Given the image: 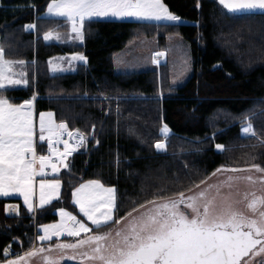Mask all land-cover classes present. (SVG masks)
Returning <instances> with one entry per match:
<instances>
[{"label":"trees","instance_id":"obj_1","mask_svg":"<svg viewBox=\"0 0 264 264\" xmlns=\"http://www.w3.org/2000/svg\"><path fill=\"white\" fill-rule=\"evenodd\" d=\"M50 2L0 0V46L6 58L28 67L27 85L6 95L16 103L35 95L36 112H52L56 122L79 129L88 140L55 176L62 188L50 205L32 215L19 199L0 197V261L9 245V256L36 246L35 228L56 221L55 209L76 215L70 191L90 180L116 189L119 216H124L133 202L154 195L178 198L174 194L180 191L187 195L194 182L222 165L264 167V146L241 132L248 117L264 137V14L232 15L215 0H162L185 23L94 19L85 22L80 44L67 45L42 41L45 32L58 27L57 18H44ZM28 24L36 25L33 32L24 29ZM171 34L187 42L192 59V74L183 85L171 87L165 65L114 71V54L128 42L153 37L162 48ZM77 53L86 57V66L48 72L50 57ZM164 125L170 129L167 139L160 132ZM157 142L165 150L158 151ZM36 147L38 155H48L47 143ZM9 203L19 205L18 216L6 214Z\"/></svg>","mask_w":264,"mask_h":264},{"label":"snow or ice","instance_id":"obj_2","mask_svg":"<svg viewBox=\"0 0 264 264\" xmlns=\"http://www.w3.org/2000/svg\"><path fill=\"white\" fill-rule=\"evenodd\" d=\"M218 3L232 14H264V0H218ZM49 17L57 18L58 27L46 32L44 39L58 42L73 38L83 41L85 22L94 19L131 18L157 25L181 22L162 0H51L44 18ZM60 20L70 28L66 35L58 30L63 27ZM35 28V24L25 26L26 31ZM6 56L4 47L0 46V197L19 195L32 212L35 178H42L39 181L40 207L57 199L60 180L55 176L51 180L43 179L50 175L45 169L50 168L51 174H58V163L67 167L68 156L83 147L88 136L79 129L69 130L64 121L56 122L52 112H40L38 139L47 143L48 155H37L34 140L36 96L16 103L6 95L15 86L28 83L26 72L16 68L25 62ZM159 56L163 53L154 54L153 63ZM71 61L86 62V57L77 53L69 63ZM94 129L93 125L91 135H94ZM160 132L167 139L170 129L164 125ZM241 132L244 137L255 138L264 146V137L255 131L248 117ZM61 144L63 150L59 148ZM155 147L159 151L165 150L166 146L157 142ZM216 148L225 151L223 145L217 144ZM250 170L261 175L256 179L251 175L243 179L252 184H264V167L258 164L253 163L250 168L222 165L199 183L194 182L187 189L191 195L186 196L184 191L174 194L178 198L154 195L138 205L133 202L134 206L124 216H119L115 188L105 187L99 180L82 183L72 195L83 220L59 209V222L42 225L39 231L43 234L36 237L40 242H50L55 237L54 245L47 249L33 245L23 256L17 253L15 258H9V245L4 249L5 259L0 264H26L27 258L53 251L60 255H44L45 264H60L65 259L78 264H253L255 257L264 255V196L250 193L252 199L247 203L249 211L245 213L237 210L231 199L233 182L241 177L229 175L218 184L207 183L218 174ZM201 185L205 187L201 188ZM193 188L200 190L194 192ZM225 188L229 191H223ZM10 207L19 214L16 206ZM124 221L127 223L122 224ZM113 226H117L114 231ZM104 228L108 231H101ZM61 237L73 240L62 242Z\"/></svg>","mask_w":264,"mask_h":264},{"label":"rangeland","instance_id":"obj_3","mask_svg":"<svg viewBox=\"0 0 264 264\" xmlns=\"http://www.w3.org/2000/svg\"><path fill=\"white\" fill-rule=\"evenodd\" d=\"M46 11H47V7L45 10V13H46ZM108 19L117 20L115 18H108ZM121 20H134V19L126 18V19H121ZM134 21H137V20H134ZM146 23H148V22H146ZM152 23H155V22H152ZM180 23H185L184 19L181 18ZM24 29H25V27H24ZM27 31L33 32L34 30H27ZM155 51L164 52L165 56H166L164 59V63H161L158 66H152L153 64L150 61V59H151L150 55L153 52L156 53ZM50 61L52 63L51 64L49 63L48 71L51 74H59V73H65V72L72 71V69H66V67L63 65H62V67H59L57 64H55L54 60H50ZM113 63H114V71L115 72H138V71H145V70H150V69L151 70L157 69L159 66L165 65V70H163V73L167 74V76L169 78V79L167 78L169 80L168 83L171 85V87H179V86L183 85L187 81L189 76L192 74V59H191V55L189 52L188 44L179 35H174V34H171L167 37L165 44L162 48H159V46L156 42V39L153 37H138L136 39H133L132 41L128 42L123 49H121L120 51H118L114 54ZM23 86H25V85H23V84L18 85V86H15L14 88H19V87H23ZM39 113L40 112L35 111V115H34V122L36 124V136L34 137V140L38 141V142H39V139H38ZM45 113H47V112H45ZM38 142H36V145ZM43 143H46V142H43ZM59 148H60V150L63 149V147L61 145H59ZM37 155H38V153H37ZM58 167L60 168V171H62V169L65 166L59 165ZM56 175L57 174H51V171H50V175L46 176L47 178L43 177V179L51 180L54 178L53 176H56ZM229 175L241 177V179L233 182V186L231 189V192H232L231 199L233 201V206L241 212L248 213L249 210L247 209V203L252 199V196L250 195V193L255 192V194L257 196H264V184H260V183L252 184V183H249L247 180L243 179V177L251 175L253 177V179H256L261 174L256 173L255 170H250V171H245V172H240V173L218 174L217 176L211 177V179H209L207 181V183L208 184H218L221 181L225 180L227 178V176H229ZM41 179L42 178L39 176L35 178L36 182L34 184L33 195L31 198V203H32L33 209H34L32 212L28 211V208L24 204L23 197H21L19 195H12V197L19 198L22 202V206L24 207V209L28 213H31L32 215H33V213L35 214L36 210L50 205L52 202L57 200L60 196L62 186L59 190V194H58L57 199H53L51 201V203L46 204L43 207H40L39 206V196H40L39 181ZM80 185L81 184L74 187L70 191L69 203L75 207V210L77 212L76 213L77 218L83 220L84 218L80 215L78 208L73 203V195H72L73 191L76 188H79ZM203 187H205V185H201V188H203ZM199 190L200 189H194L193 191L195 192V191H199ZM223 191L228 192L229 190L227 188H225V189H223ZM191 194L192 193H188L187 195H191ZM246 194H249V195H247V199L245 198ZM9 197H11V196H9ZM3 198H7V197H3ZM218 203H219V201H218ZM59 209H61V208L55 209V214H57L56 221L49 223V224H54V223L59 222V220H60V216L58 214ZM65 211H67V210H65ZM141 211H143V209H141ZM137 214L138 213H134V215H137ZM8 216H10V215H8ZM13 217H16V216H13ZM33 217H35V216H33ZM126 223H127V221L122 222V224H126ZM43 225H48V224H43ZM41 226L42 225L37 226L35 228L37 235L43 234L41 231H39ZM115 228H113V231L115 230ZM37 235L35 237H37ZM71 240H73V238L67 239V240H62V237H61L62 242H68ZM37 242H38L39 247H45L47 249V247L49 245H54L56 243V240H55V237H53V240L50 242H40L38 240H37ZM10 251L11 250L9 248V255H10ZM53 253H54V251L52 253L45 252L44 254H41L42 259H43L44 255L53 256ZM9 257H13V256H9ZM261 261H264V255L255 257L253 260V264H259V262H261ZM34 264H39V262L36 261V263H34Z\"/></svg>","mask_w":264,"mask_h":264},{"label":"crops","instance_id":"obj_4","mask_svg":"<svg viewBox=\"0 0 264 264\" xmlns=\"http://www.w3.org/2000/svg\"><path fill=\"white\" fill-rule=\"evenodd\" d=\"M44 16H45V12H44ZM62 21V20H61ZM61 24H63V21H62V23ZM60 32H61V34H67V33H69V31H70V28H69V26L67 25V24H63V27H60L59 29H58ZM46 33V32H45ZM44 33V34H45ZM44 34L42 35V41L44 42V43H59V44H67V45H71V44H80L82 41H80V40H77V39H69V40H66L65 42H58L57 40H55V39H52V40H48V41H46L45 39H44ZM74 33L72 34V36L74 37ZM156 53H157V51H155ZM159 52V51H158ZM161 53H163V56H159V57H156V63H153V57H154V52L150 55V61L152 62V66H158V65H160L161 63H164V59H165V53L164 52H161ZM74 54H67V55H58V56H53V57H50L48 60H47V69H49V61L50 60H54V62H55V64H57L59 67H62V65L63 66H65L66 67V69H72V71H69V72H65V73H72V72H75L76 71V69H77V67L79 66V65H82L83 67L84 66H86V62L85 61H71V63H69V60H70V58L73 56ZM61 58H64V59H61ZM33 64V62H31V65ZM16 68H17V70H21V69H23L25 72H26V77L25 78H27L28 79V67L24 64L23 66H21V65H16ZM113 69H114V63H113ZM49 72V71H48ZM50 73V72H49ZM65 73H59V74H65ZM117 73H120V72H117ZM51 74V73H50ZM24 87V86H23ZM20 88V87H19ZM36 142H38V141H35V143ZM40 142V141H39ZM38 142V143H39ZM7 198H16V197H7ZM17 199H19V198H17ZM20 200V199H19ZM20 204H21V206H22V202H21V200H20ZM16 206V208L19 210V205L17 204V203H9V204H7L6 206H5V211H6V207H8V211L6 212V214L7 215H10V216H17L18 214H17V212L16 211H12L11 210V207L10 206ZM23 207V206H22ZM23 209H24V207H23ZM57 215V214H56ZM36 239V238H35ZM67 239H71V238H69V237H62V240H67ZM36 243H38L37 242V240H36ZM36 247H39V245L37 244L36 245ZM26 253V252H25ZM20 255H24V253H22V254H20ZM60 255V253L59 252H57V251H54V253H53V257H58ZM10 258H15V256H13V257H10ZM3 261V260H2ZM36 261L37 262H39V264H43L44 263V260L42 259V255L41 254H38V255H36V256H33V257H30V258H27V261H26V264H34V263H36ZM64 261H68V260H61L60 261V264L62 263V262H64ZM69 261H71V260H69ZM45 264V263H44Z\"/></svg>","mask_w":264,"mask_h":264},{"label":"built area","instance_id":"obj_5","mask_svg":"<svg viewBox=\"0 0 264 264\" xmlns=\"http://www.w3.org/2000/svg\"><path fill=\"white\" fill-rule=\"evenodd\" d=\"M66 138H67V137L65 136L64 139H66ZM70 143L75 144V141H70ZM61 146L63 147V144H61ZM79 148H81V147H78L77 149H79ZM62 150H63V149H62ZM57 163H58V162H57ZM58 164H59V163H58ZM45 171L48 172V173H50L51 169H50V168H46ZM45 177H46V176H45Z\"/></svg>","mask_w":264,"mask_h":264},{"label":"water","instance_id":"obj_6","mask_svg":"<svg viewBox=\"0 0 264 264\" xmlns=\"http://www.w3.org/2000/svg\"><path fill=\"white\" fill-rule=\"evenodd\" d=\"M215 2L222 8V6L218 3V0H215ZM223 9V8H222ZM224 11L227 12L226 9H224ZM228 13V12H227ZM229 14H232V13H229ZM257 14H260V13H257ZM232 15H242V14H232Z\"/></svg>","mask_w":264,"mask_h":264},{"label":"flooded vegetation","instance_id":"obj_7","mask_svg":"<svg viewBox=\"0 0 264 264\" xmlns=\"http://www.w3.org/2000/svg\"><path fill=\"white\" fill-rule=\"evenodd\" d=\"M181 207H183V206H181ZM245 259H247V258H245Z\"/></svg>","mask_w":264,"mask_h":264}]
</instances>
